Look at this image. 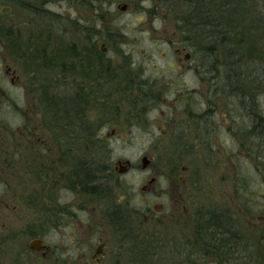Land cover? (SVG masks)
Returning <instances> with one entry per match:
<instances>
[{"label": "rangeland", "instance_id": "rangeland-1", "mask_svg": "<svg viewBox=\"0 0 264 264\" xmlns=\"http://www.w3.org/2000/svg\"><path fill=\"white\" fill-rule=\"evenodd\" d=\"M84 2L86 6L76 4L75 0H11V3L0 0L1 10L9 8L4 15L0 14V24L4 27L1 29L6 33L0 35L2 52H7L5 46L9 38L15 36L27 44L29 33L34 37L38 34L46 52L44 58L53 60L59 70L62 65L67 69H64L65 76H58L53 86L50 75L39 69L40 64L21 66V84L15 91L8 87V93L16 92L29 106L34 98H40L46 87L50 88L49 96L56 94L72 100L83 94L87 121L94 127L107 122L100 134L107 139L103 146L112 172L100 188L104 196L94 198L79 194L80 197L71 198L60 190L50 193L60 200L59 207L69 205L64 216L58 217L64 219L58 228L49 223L50 234L45 241L58 252L64 247L75 249V241L64 235L85 232L84 236L88 237L92 230L104 229L110 233L111 229L125 228L131 229L140 242L152 233L163 242L183 246L174 254L184 264H191L187 260L197 251L200 252L195 258L199 260L193 264H220L210 255H201L208 250L218 252L217 237H207L200 249L193 248L187 241L194 237L193 218L197 216L206 222L198 227L199 234L216 230L215 224L222 225V222L225 226L215 231L222 234L221 239L231 238L229 231L237 232L236 236L243 239L234 247L237 252L230 257L231 264H264V145L254 127V123L264 125V75L261 76L260 63L257 65L261 84L259 93L255 91L254 109L249 115L233 89L231 92L222 90V83L211 74L212 64L231 62L221 46L209 61L198 60L203 54H195L183 42L172 13L149 0ZM123 4L127 5V10L120 12L118 7ZM258 8L264 14V0H258ZM94 22L100 35L99 46L104 43L107 50L100 66L107 69L109 81L100 89L93 80L98 75L94 76L95 61L90 59L88 63L92 66L85 67L89 71L86 84L92 85L90 101L86 92L75 90L74 84L78 81L75 69L79 60L70 57L79 53L78 43L88 48L84 36L78 32L83 25L90 26ZM232 29L231 33H236L238 39L244 33L245 43L239 50L245 54L250 46L248 29L237 24ZM71 47L74 52L71 49L69 53ZM60 48L66 49L67 60H60ZM254 50L253 56L262 61L264 53L256 52L257 48ZM186 55L196 61L188 62V68L180 64ZM8 61L11 66L18 64L12 56ZM30 69L34 79L30 74L25 75ZM48 69L46 63L44 70ZM6 79L8 82V76ZM53 90L55 93L51 92ZM107 90L112 91L109 103L101 98ZM138 90L148 92L149 98L143 105L141 100L134 99L139 96ZM8 109L0 107V174L9 173L14 178L19 226H30L35 233L41 232L40 223L34 221L37 215L44 214L40 209L42 205L36 201V193L41 188H36L37 175L43 168L58 173V169L64 172L69 167L60 165L64 160L61 162L56 153L50 157L41 153L43 144L50 147V140L55 136L42 112L34 117L31 111L22 110L27 116L32 115L29 118L33 122L43 123L38 129H31L30 136L24 129L13 127L20 119L7 118ZM32 125L31 121L29 128ZM111 130L116 134L112 135ZM41 139L44 140L42 145ZM144 157L150 161L145 170L140 168ZM118 159L130 161L134 169L126 175L114 174ZM151 180L149 191L146 187ZM106 204L115 207L107 209ZM25 206H33L35 213H30L32 209ZM152 208L151 214L149 209ZM70 211L76 217H69ZM30 219L34 223L26 224ZM227 227L229 233L223 232ZM55 228L57 230H53ZM22 244L26 254L23 240ZM29 262L35 264L32 259ZM124 264H128L127 260Z\"/></svg>", "mask_w": 264, "mask_h": 264}, {"label": "flooded vegetation", "instance_id": "flooded-vegetation-1", "mask_svg": "<svg viewBox=\"0 0 264 264\" xmlns=\"http://www.w3.org/2000/svg\"><path fill=\"white\" fill-rule=\"evenodd\" d=\"M9 9V8H8ZM8 11L5 7L4 9H0V14L4 15L2 11ZM3 17V16H1ZM96 22H94L93 25L90 24V26L83 25L82 27L88 28L89 32L83 34L82 27L80 28V33L78 32V35L84 36L87 47L84 48L81 43H78V47H81L79 50V53L71 56L70 58L78 59V66L75 71H77L78 77H75L77 79V83L74 84L76 87L75 90H78L79 92L83 93L86 92L89 96V100H92V85L86 84V79L89 73L88 70H85V67L92 66V63H88L90 59L93 58V62L95 61V70H94V76L96 74V78L93 77L94 81L97 82L98 85H100V89H102V84L105 82H108V73L107 69L105 67L100 66L102 58H106L105 54L107 52L104 43L99 46V33L97 29V25H95ZM3 27L2 24H0V35H6L4 33V30L1 28ZM4 28V27H3ZM33 34H28V41L27 44H23L21 40L17 39L15 36L9 38L10 41L6 43L5 49L7 50L6 53L2 52L3 50V43L0 37V43L2 46H0V102L3 106H0L1 108L8 109L7 118H18L20 119L18 123H16L13 127L16 129H24L23 131L29 132V135L31 136V129H38L39 126L43 125V123L38 122L34 120H30L32 115L37 116L41 115V112L46 117V121L48 123L49 129L54 131V138L50 140V147H46L43 144V141L41 142V145L43 144V148L41 153L45 154L46 157L53 156L54 153L59 155L61 163L60 165H67L69 167L64 172L63 170L58 169V173L52 172L51 170H47L43 168L41 170V173L37 175L38 179L36 181V188L41 187L38 192L36 193V201L40 205V209L43 211L44 214H40V217L37 215L36 217L38 219L34 220L40 223L38 225L39 228L42 229L41 232H34V230L31 229L30 226L26 227H20L19 221H18V214L19 210L17 207V199L15 197L16 189L14 188V178L11 177L9 173L0 174V264H32L30 263V259H32L35 264H124V260L128 262V264H184L183 261H179L177 255L174 254L175 251H179L183 248V246L174 245L170 241H162L157 239L158 235H154L150 233V235H147L145 239L140 242L137 238L138 236H134V234L131 233V229L127 231L125 228L121 229H111L110 233L107 230L100 229L98 231L92 230V233L87 234L88 237H85V232L78 233L75 235L74 233H70L67 236L66 239L69 236L70 241H75L73 243L75 249H70L68 247H64L65 249L61 251H55L52 247V245L45 241L47 236L50 234V226L49 223L51 222L52 225L58 228L57 225H60L61 222L64 221V219L58 218L59 216H64V212L66 211V207L69 204H66L65 207H59L60 200L56 197L53 198L52 195H49L50 193L55 194L58 192V190L65 192L68 194L69 197L75 198L80 197L79 194L83 195H90L94 198H102L104 195L101 193L100 188H102L103 182L107 181L108 176H111L112 170H110V165L108 163L107 159H104L103 162L106 163L105 167L97 168V170H94V167L91 166V158L86 157L85 155L81 158V161L83 165L89 164L87 172H81L78 168V154L76 153V142H79V140H82L81 138H77L71 131L69 132L70 135H68L67 131H59L58 127L59 125L56 123H53L52 117H49V112H47V108H45L41 102L40 98H34L31 106L27 103L28 101H24V99L19 96V94L8 93V87L13 89L14 91L18 88V86L21 84V75H23V71H21V66L25 67V65L32 66V63L38 62H47L44 57V55L41 54V51L43 53L45 52V49L42 47V43L39 42L41 39L38 37V34L34 37ZM43 40V39H42ZM49 44V42H48ZM47 44V45H48ZM31 51V52H30ZM60 60H67V51L66 49L60 48ZM178 52V50H177ZM8 54V55H7ZM12 54V55H10ZM12 56L13 60H18L17 65L10 64L11 62L8 61V57ZM91 57V58H89ZM23 58V60L21 59ZM87 58V61L86 59ZM56 61H60L58 59H55ZM107 60V59H106ZM25 61L26 64H23ZM49 61H53L49 59ZM48 61V62H49ZM196 63V61L191 60L190 55L185 56V61L181 62V67H185L190 62ZM10 62V63H9ZM28 62V63H27ZM189 62V63H188ZM191 63V64H192ZM86 64V65H85ZM10 65V66H9ZM68 67V66H67ZM187 67V66H186ZM57 68V67H56ZM188 68V67H187ZM40 70L45 71L50 75V80H56L58 78V75L54 73V70L49 69V71L44 70L40 68ZM62 74L59 76H65L66 71L64 72L63 65L61 67ZM3 70V71H2ZM57 70V69H56ZM67 70V69H65ZM74 70V69H72ZM4 72V73H3ZM33 72L31 69L28 73H25V75L32 74ZM64 73V74H63ZM7 76H8V82L9 86L6 84L7 82ZM32 79L34 77L31 75ZM107 86V85H106ZM4 88V90H3ZM119 88L116 92H118ZM133 90V89H132ZM30 92V91H29ZM111 90H107L103 93V96L101 94V98L106 101V103H109L110 97H111ZM31 93V92H30ZM31 95H34L32 92ZM138 95L136 96L135 101L141 100V104H145L147 101V95L148 92H143V90H138ZM16 102V103H15ZM41 105V107H38ZM6 106V107H5ZM19 106L21 108H19ZM27 106V107H26ZM29 106V107H28ZM35 106V108H34ZM86 104H83L82 107L84 108V115L87 116L86 111ZM103 106V105H102ZM135 106V105H134ZM134 106H132V110H135ZM26 109L27 112L33 113L30 116H27V114H24L22 112L23 109ZM110 113L112 110L109 111ZM30 117V118H29ZM34 123L31 128H29V123ZM87 121V118H86ZM8 123V122H7ZM88 123H90L88 121ZM40 124V125H39ZM10 125V123H8ZM98 125V124H97ZM102 125V124H100ZM20 126V127H19ZM107 122L105 121V124H103L101 127L98 125V127H95V137L97 140L103 142L106 141V137L103 134H100L104 129H106ZM112 135L116 134L115 130H111L110 132ZM39 140V139H36ZM40 145V142H38ZM104 143V142H103ZM105 150L103 152L105 154ZM147 161L146 166L141 165L140 168L145 170L148 166H150V161L147 157H144ZM120 162H126L127 160L118 159ZM118 161L115 162V166L113 168V173H116V164ZM130 162V161H129ZM54 167L56 168V162L54 163ZM133 165L130 164L127 166V169L124 173H118L119 175H126L134 169L132 167ZM2 171V169H1ZM0 171V172H1ZM5 171V170H4ZM9 171V170H8ZM99 173V175H96ZM102 173V174H100ZM117 174V173H116ZM40 179L41 182H38ZM50 179H53V181H50ZM152 180L150 181L149 185L146 187L147 190L151 191L152 189ZM59 198V196H58ZM61 199V197H60ZM33 201V200H31ZM30 202V201H28ZM177 205H179V202L176 201ZM107 209L110 207H115L112 205H105ZM25 208L32 209L30 210V213H35V210L33 209V206H25ZM82 207L79 206V209ZM119 209H123L120 206H118ZM117 210L119 211V209ZM176 208V207H174ZM175 210V209H174ZM149 212L152 214L154 212L153 208L149 209ZM62 213V214H61ZM69 217H76L74 215L73 211H70L67 214ZM66 215V216H67ZM80 216V211L77 213V217ZM56 217L58 219H56ZM65 218V217H64ZM200 219V220H199ZM194 224H196V227L193 229V235L194 241H189V245H192L193 248L198 247V249L202 248L203 242L207 239V237L215 238L217 237L216 243H218V252L215 251L209 252V250L205 253H202L201 255L207 256L210 255L218 261L220 264H231L230 257L232 254H235L237 251L235 249H230L229 247H235V245H239V241L243 240L242 238L239 239L238 243H233L230 241V238L228 239H221L223 238L220 233H216L218 228L221 226H225L222 222V225L215 224V226H218L216 230L206 232V234L198 233V227L200 229V226H204L206 222L202 220L200 217L195 216L193 218ZM30 222H27L26 224L34 223L32 219L27 220ZM211 226L212 223H209ZM115 226V225H114ZM98 225H96V228ZM212 227V226H211ZM57 228L53 230H57ZM222 229V228H220ZM218 229L219 231H221ZM27 230V231H26ZM115 230V231H114ZM223 232L228 233V227L223 228ZM48 233V234H46ZM46 234V235H45ZM228 237V235H225ZM231 237H236L234 234L231 235ZM233 239V238H232ZM22 240L24 242L25 246V252L22 251ZM66 241V240H64ZM69 241V242H70ZM33 243H36V245H33ZM179 243V242H178ZM191 247V248H192ZM200 252V251H197ZM197 252H193L191 258L187 261H190L191 264L193 262H197L199 260V257L195 258ZM202 252V251H201ZM235 252V253H234ZM167 253L168 256L165 254ZM241 254V253H240ZM165 255V256H164ZM242 255V254H241ZM142 256V257H140ZM244 256V255H243ZM75 257V258H72Z\"/></svg>", "mask_w": 264, "mask_h": 264}, {"label": "trees", "instance_id": "trees-1", "mask_svg": "<svg viewBox=\"0 0 264 264\" xmlns=\"http://www.w3.org/2000/svg\"><path fill=\"white\" fill-rule=\"evenodd\" d=\"M11 3V0H6ZM13 1V0H12ZM85 0H75V3H81L82 6ZM153 5L160 9H166L172 13L174 20L178 22L177 29L183 36V42L191 48L195 54H203L198 60L209 61L215 57L218 47L221 46L223 51H227V55L231 58V62H224L221 65L214 63L211 65V74L213 78H217L222 83V90L232 91L239 97V104L245 105L247 113L252 115L254 109V101L256 92L259 93L258 74L264 75V59L257 61L256 56H253L254 49L257 48L260 53H264V14L258 8V0H149ZM85 3V2H84ZM79 5V4H78ZM98 22V21H97ZM103 22V20H102ZM101 24V23H100ZM234 24L243 25L247 32V43L249 48L244 54L239 48L242 43H245L244 33L238 35L232 32ZM80 28V27H79ZM78 28V29H79ZM83 34L88 33L89 29L82 27ZM256 42V43H255ZM255 43V44H253ZM71 47L68 52H71ZM45 56V53L41 51ZM103 59V58H102ZM259 59V58H258ZM197 60V61H198ZM49 65V69L54 70L56 75L62 74V70L56 68V63L53 61L38 62L40 68L44 69L45 64ZM104 67V66H102ZM47 70L50 72V70ZM57 69V70H56ZM59 71V72H58ZM57 80H52V85ZM219 84V83H218ZM54 86V85H53ZM261 89V88H260ZM50 88L42 89L40 96L41 104L47 108L49 117H52L53 123L59 125L58 129L70 131L79 139L76 142V153L78 154V168L81 172H87L89 164L83 165L81 158L85 155L91 158V166L94 170L105 167L106 155L103 154V142L95 137L94 125L86 121L84 108L82 107L85 101L83 94L75 96L74 99L64 96L50 95ZM256 91V92H255ZM55 93V91H51ZM51 93V94H52ZM257 129V135L262 139L264 145V125L254 123ZM62 134V133H61ZM106 154V153H105ZM220 229V228H218ZM231 235H235V231H229ZM228 232V233H229ZM233 238V239H232ZM240 237H231L230 241L238 243ZM236 248V247H235ZM231 247V249H235ZM207 252V251H206ZM142 257V256H140Z\"/></svg>", "mask_w": 264, "mask_h": 264}, {"label": "water", "instance_id": "water-1", "mask_svg": "<svg viewBox=\"0 0 264 264\" xmlns=\"http://www.w3.org/2000/svg\"><path fill=\"white\" fill-rule=\"evenodd\" d=\"M118 8H119L120 12H124V11L127 10V5L126 4H123V5L119 6ZM6 9L9 10L8 8H6ZM4 12L5 11L3 10L2 13H4ZM141 161H142V165L143 166H146L147 161L145 160V158H142ZM129 164H130L129 161H126V162H120V161H118V163L116 164V166L118 168L115 169L116 170V173H119V174L120 173L121 174L124 173L126 171V169H127V166ZM33 245H36V243H33Z\"/></svg>", "mask_w": 264, "mask_h": 264}]
</instances>
